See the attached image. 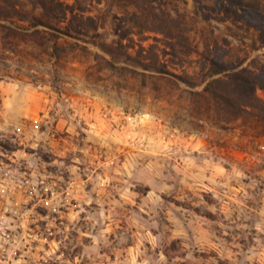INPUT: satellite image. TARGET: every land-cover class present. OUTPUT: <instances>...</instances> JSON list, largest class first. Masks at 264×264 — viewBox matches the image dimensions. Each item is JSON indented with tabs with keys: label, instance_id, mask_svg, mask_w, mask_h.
Segmentation results:
<instances>
[{
	"label": "rangeland",
	"instance_id": "rangeland-1",
	"mask_svg": "<svg viewBox=\"0 0 264 264\" xmlns=\"http://www.w3.org/2000/svg\"><path fill=\"white\" fill-rule=\"evenodd\" d=\"M10 1L0 264H264V135L197 95L264 79V0Z\"/></svg>",
	"mask_w": 264,
	"mask_h": 264
},
{
	"label": "trees",
	"instance_id": "trees-1",
	"mask_svg": "<svg viewBox=\"0 0 264 264\" xmlns=\"http://www.w3.org/2000/svg\"><path fill=\"white\" fill-rule=\"evenodd\" d=\"M46 1L53 2L54 0H38V4L42 9L47 8L48 4ZM228 1L231 5L238 4L242 6V0H234L236 3L232 0ZM258 3L259 1L255 0L251 6L254 8L253 12L256 15H259ZM160 11L163 12L162 9ZM13 12L18 14L17 18L20 20H31L33 26L49 24V16L46 13L37 17L27 14L25 11L23 12L22 8L16 9L14 2L10 0H0V29L16 30L15 27L1 22L3 19L9 18ZM165 12V15H170L168 11ZM214 65V62L211 61V68ZM220 73L219 69L213 68L209 75ZM226 81L231 83V87L225 85ZM258 88L264 92V79L252 71L239 70L236 73L230 71L223 77L219 76L206 81L202 92L197 93V95L204 96L213 106L212 109L220 116L229 115L234 120L240 119L241 122H248L253 130L259 128L258 134L264 135V97H260L257 94Z\"/></svg>",
	"mask_w": 264,
	"mask_h": 264
},
{
	"label": "built area",
	"instance_id": "built-area-1",
	"mask_svg": "<svg viewBox=\"0 0 264 264\" xmlns=\"http://www.w3.org/2000/svg\"><path fill=\"white\" fill-rule=\"evenodd\" d=\"M73 193L70 189L61 191L60 194L50 197V205L53 208H68L72 203Z\"/></svg>",
	"mask_w": 264,
	"mask_h": 264
}]
</instances>
